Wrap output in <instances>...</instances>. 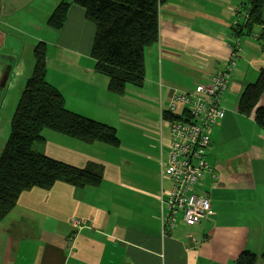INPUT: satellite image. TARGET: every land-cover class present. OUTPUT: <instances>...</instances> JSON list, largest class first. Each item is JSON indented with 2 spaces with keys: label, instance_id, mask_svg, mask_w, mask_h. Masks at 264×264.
I'll return each instance as SVG.
<instances>
[{
  "label": "crops",
  "instance_id": "crops-1",
  "mask_svg": "<svg viewBox=\"0 0 264 264\" xmlns=\"http://www.w3.org/2000/svg\"><path fill=\"white\" fill-rule=\"evenodd\" d=\"M60 1L0 0V107L6 104L14 113L33 72L34 63L23 61L26 42L34 49L45 41L47 80L64 95L67 108L115 127L121 143L88 144L44 130L37 151L79 168L100 165L103 179L97 187L57 182L23 191L0 222V264H232L246 250L260 257L264 129L238 107L264 68V51L253 35H232V27L244 22L238 9L247 0L161 5L159 40L145 52V83L129 85L123 95L111 93L108 76L95 69V25L83 8L73 4L59 30L47 24ZM233 56L236 66L222 97L226 113L210 130L211 169L197 184L218 204L200 223L188 225L179 214L177 226L165 230L173 182L161 166L170 140L164 111L176 92L208 84ZM74 220L85 224L77 227Z\"/></svg>",
  "mask_w": 264,
  "mask_h": 264
},
{
  "label": "trees",
  "instance_id": "trees-1",
  "mask_svg": "<svg viewBox=\"0 0 264 264\" xmlns=\"http://www.w3.org/2000/svg\"><path fill=\"white\" fill-rule=\"evenodd\" d=\"M168 0H61L47 24L61 29L76 4L84 9L87 20L95 25L91 56L95 69L108 76L109 91L125 94L129 85L145 83V52L159 40L160 7ZM244 22L232 27L236 39L253 35L264 51V0H247ZM259 29V31H258ZM237 42V41H236ZM235 45V44H234ZM48 44L39 41L33 51L34 67L27 79L12 116L10 134L0 155V222L15 208L20 194L34 187L51 188L65 182L76 188L97 187L103 168L90 165L79 168L53 159L35 149L44 141V130L51 129L85 143L101 142L118 146L117 129L107 123L69 110L61 91L47 80ZM264 68L258 79L247 85L239 111L254 114L264 129ZM167 120L178 118L164 112ZM264 264V251H243L232 264Z\"/></svg>",
  "mask_w": 264,
  "mask_h": 264
},
{
  "label": "built area",
  "instance_id": "built-area-1",
  "mask_svg": "<svg viewBox=\"0 0 264 264\" xmlns=\"http://www.w3.org/2000/svg\"><path fill=\"white\" fill-rule=\"evenodd\" d=\"M246 12L245 7L238 9L243 20ZM236 46L239 49L238 40ZM235 66L233 56L224 69L210 75L208 84H198L193 92H176L164 111L178 117L169 121V150L161 165L173 182L172 189L167 192V210L163 214L165 230L177 226L179 214L188 225L200 223L218 204L215 198L200 193L197 184L211 169L206 160L211 143L210 130L225 116L222 97L229 89ZM74 224L80 227L85 222L74 220Z\"/></svg>",
  "mask_w": 264,
  "mask_h": 264
},
{
  "label": "rangeland",
  "instance_id": "rangeland-1",
  "mask_svg": "<svg viewBox=\"0 0 264 264\" xmlns=\"http://www.w3.org/2000/svg\"><path fill=\"white\" fill-rule=\"evenodd\" d=\"M38 43V42H37ZM33 45L30 42H26V48L24 50V56H23V61L25 63H29V59L31 62V65L34 63V55H33ZM22 57V55H20ZM25 64H22L21 67H24ZM17 73L15 79L20 78L19 72L20 69L16 70ZM32 73V72H31ZM8 106L4 104L3 108L0 107V155L1 152L3 151V148L5 146V143L9 137L10 134V125H11V120L13 113L8 112L7 110ZM166 174L168 175L167 171H165ZM258 264H262V260L259 259Z\"/></svg>",
  "mask_w": 264,
  "mask_h": 264
}]
</instances>
